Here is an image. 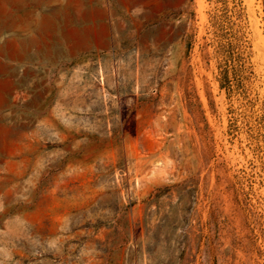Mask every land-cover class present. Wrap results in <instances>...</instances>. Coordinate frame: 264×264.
<instances>
[{
	"label": "rangeland",
	"instance_id": "obj_1",
	"mask_svg": "<svg viewBox=\"0 0 264 264\" xmlns=\"http://www.w3.org/2000/svg\"><path fill=\"white\" fill-rule=\"evenodd\" d=\"M240 1L243 48L220 0H109L114 47L55 63L18 54L63 0L0 5V264H264V0Z\"/></svg>",
	"mask_w": 264,
	"mask_h": 264
},
{
	"label": "crops",
	"instance_id": "obj_2",
	"mask_svg": "<svg viewBox=\"0 0 264 264\" xmlns=\"http://www.w3.org/2000/svg\"><path fill=\"white\" fill-rule=\"evenodd\" d=\"M9 0H0L4 7ZM63 18H52L58 26L43 42L30 39L28 47L34 52H19L33 62L47 60L55 63L63 57L77 56L86 52L98 53L114 47L117 35H122L121 23L115 21V13L109 0H63ZM59 10V12H60ZM61 13V12H60ZM42 47L48 52H38ZM4 52H0L3 55Z\"/></svg>",
	"mask_w": 264,
	"mask_h": 264
},
{
	"label": "trees",
	"instance_id": "obj_3",
	"mask_svg": "<svg viewBox=\"0 0 264 264\" xmlns=\"http://www.w3.org/2000/svg\"><path fill=\"white\" fill-rule=\"evenodd\" d=\"M224 4V8L221 13H214L212 15V24L213 26L222 28L223 25H228V27L234 28L232 31L233 38L237 39L239 42V49L243 48V33H242V18H243V8L241 7V1L240 0H220ZM230 2L231 8L227 7V3ZM230 12V13H228ZM238 34H237V33ZM226 48V46H224ZM223 82L225 83L227 80L226 77V69H223Z\"/></svg>",
	"mask_w": 264,
	"mask_h": 264
}]
</instances>
